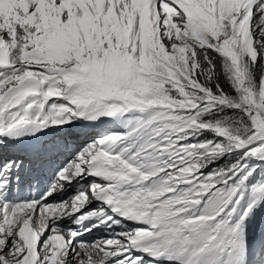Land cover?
I'll use <instances>...</instances> for the list:
<instances>
[{
    "label": "snow or ice",
    "instance_id": "1",
    "mask_svg": "<svg viewBox=\"0 0 264 264\" xmlns=\"http://www.w3.org/2000/svg\"><path fill=\"white\" fill-rule=\"evenodd\" d=\"M0 264H264V0H0Z\"/></svg>",
    "mask_w": 264,
    "mask_h": 264
}]
</instances>
